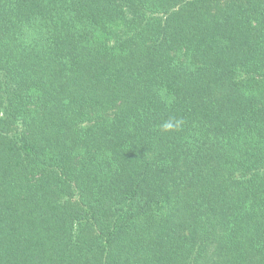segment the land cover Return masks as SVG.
<instances>
[{
	"label": "trees",
	"instance_id": "trees-1",
	"mask_svg": "<svg viewBox=\"0 0 264 264\" xmlns=\"http://www.w3.org/2000/svg\"><path fill=\"white\" fill-rule=\"evenodd\" d=\"M0 264H264V0H0Z\"/></svg>",
	"mask_w": 264,
	"mask_h": 264
}]
</instances>
